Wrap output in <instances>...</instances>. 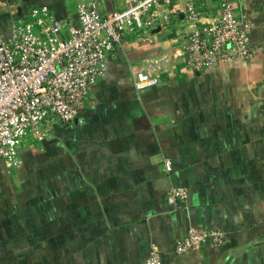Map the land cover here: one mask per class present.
<instances>
[{"label": "crops", "instance_id": "1", "mask_svg": "<svg viewBox=\"0 0 264 264\" xmlns=\"http://www.w3.org/2000/svg\"><path fill=\"white\" fill-rule=\"evenodd\" d=\"M79 1L2 2L0 30L37 5L77 23ZM233 3L252 22L248 57L189 69L177 55L187 40L180 1L168 23L129 31L107 53L68 144L48 161L43 150L40 174L20 147V163L0 160V264H144L153 246L160 264H264V0ZM218 4L196 0L208 17ZM160 52L168 69L136 90L129 66ZM171 186L188 189L174 207ZM190 226L220 227L223 244L176 254L173 240Z\"/></svg>", "mask_w": 264, "mask_h": 264}, {"label": "built area", "instance_id": "2", "mask_svg": "<svg viewBox=\"0 0 264 264\" xmlns=\"http://www.w3.org/2000/svg\"><path fill=\"white\" fill-rule=\"evenodd\" d=\"M180 1L124 0L123 6L104 10L98 0H81L76 6L77 23L54 16L45 5L32 6L26 15L12 18L9 31L0 30V160L20 163L19 145L27 134L51 121H74L89 87L105 69L107 53L129 31L147 32L168 23L177 16ZM184 1L187 40L177 55L189 69L200 71L251 54L252 22L233 0H219L216 14L210 17L196 8V0ZM168 57L160 52L131 64L134 88L156 86L168 69ZM162 169H172L169 157L163 158ZM187 196L185 186H171L164 197L174 207ZM224 239L218 226H190L172 247L180 254L208 243L218 247ZM160 263L153 246L144 264Z\"/></svg>", "mask_w": 264, "mask_h": 264}, {"label": "rangeland", "instance_id": "3", "mask_svg": "<svg viewBox=\"0 0 264 264\" xmlns=\"http://www.w3.org/2000/svg\"><path fill=\"white\" fill-rule=\"evenodd\" d=\"M7 1H11L12 4H15L17 1H20L23 4H27L30 2H41V0H0V3L4 2V4H9ZM6 2V3H5ZM18 9V8H17ZM9 11L10 16H14L16 14V10ZM14 11V12H13ZM14 13V14H13ZM69 123H64L58 120L51 121L49 123L43 124L38 132H30L27 134L21 141L19 147L22 152L29 151V153L25 156H20L22 162L30 163L34 165L35 168H38V173H41V162L44 160V156H42L43 150H50V156H45V159L52 160L53 147L57 144L60 146L61 144H68V133L65 134V129ZM47 160V161H48Z\"/></svg>", "mask_w": 264, "mask_h": 264}, {"label": "trees", "instance_id": "4", "mask_svg": "<svg viewBox=\"0 0 264 264\" xmlns=\"http://www.w3.org/2000/svg\"><path fill=\"white\" fill-rule=\"evenodd\" d=\"M76 120V119H75ZM73 122V121H72ZM64 123H71V122H64ZM19 152V151H18Z\"/></svg>", "mask_w": 264, "mask_h": 264}]
</instances>
